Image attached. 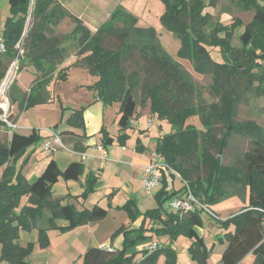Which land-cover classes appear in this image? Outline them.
I'll list each match as a JSON object with an SVG mask.
<instances>
[{
	"label": "trees",
	"instance_id": "16d2710c",
	"mask_svg": "<svg viewBox=\"0 0 264 264\" xmlns=\"http://www.w3.org/2000/svg\"><path fill=\"white\" fill-rule=\"evenodd\" d=\"M8 1L10 16L2 32L6 52L0 53V83L6 76L8 60H15L18 52L20 70L26 63H31L41 72L27 92L21 90L17 78L9 86L10 105L18 104L19 110L24 111L52 99L49 85L54 78L53 69L47 68V64L49 59L55 61L51 58L55 51L48 54L46 47L56 39L47 37L46 32L51 24H58L68 13L56 0ZM160 1L164 6L160 20L180 39L181 56L191 60L195 72L212 74L213 80L208 86L213 98L211 102L202 97L192 72L167 52L155 28L138 26V18L122 5L112 11L108 22L95 34L71 16L76 25L70 36L79 39L78 58L74 65L98 76L88 89L93 90L99 100L104 104L120 103V133L116 141L125 145L129 138L126 131L132 126L136 110L143 108L147 101L152 115L172 127L170 133L157 140L155 147L169 165L162 175V186L154 196L158 207L143 213L135 200H128L120 208L132 221L143 215L140 226L119 230L124 232L125 238L121 249L109 251L90 247L83 255V264H133L137 251H128L147 239L150 231L169 235L172 241L181 235L192 239L189 247L192 259L198 264H208L213 247L208 248L199 231L203 227V209L197 208L181 216L164 207L169 200L185 195L188 190L200 203L209 206L232 195L240 196L247 205L226 219H218L225 233L224 238L220 234L217 236L220 242H227L220 264H264V127L254 120L235 119L238 101L252 94L257 98L264 96V66L258 50L264 47V0H229L241 10L254 13L248 23L236 17L228 26L213 20L211 15H202L204 0ZM219 1L211 0V4L216 5ZM29 18L31 25L25 33ZM237 26H244L239 37L240 47L233 45ZM106 34L118 41L117 47L104 44ZM56 45L57 42L53 47ZM210 47L219 49L221 61L212 57ZM57 78L65 80L67 75L59 72ZM84 109L82 107L70 115L67 119L69 126L85 128ZM192 116H198L202 127L188 123ZM8 120L15 123L12 114L8 115ZM3 127L8 125L0 119V166L6 165L0 179V264H29L35 242L22 245L19 241L22 230L38 228V244L45 248L50 244L48 229L70 230L104 218L107 209L96 204L92 209L79 211L73 204H62L59 198L52 199L53 186L60 177L79 179L82 162H71L62 171L52 159L35 181L28 182L22 175L23 165L18 168L16 162L42 137L36 129L28 135L13 130L10 138L3 140ZM101 132L103 146L114 143L115 139L105 126ZM59 133L64 138L74 139L75 151H85L82 142L85 134L73 130ZM235 134L246 137L251 145L241 154L233 155L227 164L224 158ZM136 144V151H144L139 138ZM168 174L173 178L179 175L183 183L181 187H170ZM95 182L89 178L84 197L92 192ZM24 195L29 196V204L17 212ZM46 210L50 211L47 217ZM58 219H64L68 224L60 226ZM146 219L157 221L158 225L149 227ZM161 254L166 256V264H176L177 254L169 246L157 247L143 263L155 264Z\"/></svg>",
	"mask_w": 264,
	"mask_h": 264
},
{
	"label": "crops",
	"instance_id": "0c3cea01",
	"mask_svg": "<svg viewBox=\"0 0 264 264\" xmlns=\"http://www.w3.org/2000/svg\"><path fill=\"white\" fill-rule=\"evenodd\" d=\"M149 1L150 0H56V2H58L60 6L64 8V10H66L68 15L62 18L58 24H51L49 26L50 28L46 32L47 37L56 39L55 42H53V40L51 41L52 45L50 47H46V53L48 54L52 53L53 50L55 51V54L53 53L54 56L51 57L54 58L55 61L52 62L48 57H46L47 60L49 59L48 63L50 65L49 66L47 64V68L51 67L49 69H53L52 74L54 78L49 85L52 99L48 103L38 104L24 111L19 110V112L17 109V111L12 114V119L16 124V128L9 131L10 136L13 130L21 134L28 135L33 129H36L39 135L42 137V140L40 141L42 142L41 147L33 145L30 146L22 155V157H20L16 162V167L18 168L23 165L21 171L24 178L30 183L35 181L52 159L57 162L60 170L62 171H64L71 162H82L83 171L81 172L79 179L66 180L63 177H60L53 186L54 192L52 194V199L59 198L61 199L62 204H73L79 211L84 209H92L96 204L107 209V215L104 218L89 221L70 230L61 232L59 229H48V235L50 230H58L60 233H76L78 236L76 241L73 240L71 243L67 241L68 249H72L74 244L77 246V249L80 250V252L77 253L76 257L72 260L71 264H83V255L90 247L93 246L100 247L102 244H106L110 245L113 249H121L123 247L125 238L124 232L119 230L121 228L132 229L140 226L143 220V215H141L135 221H132L128 213L120 207L126 204L128 200L132 199L135 200L138 209L143 213L149 209L157 208L158 205L154 196L159 190V187H156L155 194L149 195L144 192L142 183L141 187L140 184L137 185V182H139L137 178L140 177L142 181V178L145 176V165L150 162L152 157L151 155L155 151V142L151 137L153 131L150 130V132L147 133V122L144 124L141 122V119L145 117L147 107L144 109L141 107L137 108L132 121V126L126 131L129 134V138L125 145H120L116 141V138L120 133V126L118 125L120 103L114 102L112 104H104L102 100H99L98 97H96L94 91L88 89V86H91L98 80V76L91 75L84 67L74 65V62L78 58L77 49L75 50V48L77 47L79 39L78 37L75 39L74 37L70 36L76 25V22L72 20L71 16L78 19L82 26L86 28V30H88L91 34H95L100 27L108 22L112 11L118 5H122L126 10L138 18V26L153 27L148 19L152 16L160 18L164 9L160 10L157 7V10L154 12H149L151 11L149 8ZM65 24L66 26L68 25V30L63 28ZM1 34L2 32L0 30V35ZM108 37L112 38V36L109 34L104 35L103 39L105 45V41ZM56 42L57 45L54 48L53 46ZM59 72L66 73L67 79H58L57 76ZM40 74L41 72L36 69L33 64L26 63L21 68V73L17 79L21 90L24 92L29 91L31 85ZM77 75H79L80 78L73 79L72 76ZM61 84L66 85L68 92L74 93L76 97L70 98L67 101V98L63 96L62 92L57 87ZM15 107H17V104ZM82 107H85L83 112L85 128L69 126L67 119L75 110H78ZM148 107H150V104ZM141 109L143 111H141ZM112 114L114 122L117 124V134L111 133L107 123L110 116L112 120ZM150 116L151 114L148 113L146 118L150 119ZM56 125H58V128L55 127ZM104 126L106 127L110 136L115 139L113 144H109L107 146H103L102 144L101 129ZM151 127H153V125ZM52 130L58 132L63 130H73L80 135L85 134L82 142L85 147L84 152L88 154L87 158L83 160L81 154L74 150H63L61 148H57L53 152H47L44 150V141L48 139V136ZM65 138L67 142L71 143L73 146L74 139L70 138L69 136ZM137 138H139L143 144L144 151L142 152L136 151ZM100 146H103V151L99 149ZM102 153H104L105 158L101 157ZM88 160L90 161V164L87 163ZM5 166L6 165L0 166V176H2ZM112 174L115 178L121 177L123 179H118L112 185ZM90 177H92L96 182L92 186V192L88 193V195L84 197L83 193L87 187ZM102 177L105 178L104 181H100ZM61 179L66 181V193L55 196V185L60 183ZM122 191H124L125 194H123ZM120 196L122 197L123 203L116 204L115 200ZM28 197V195H24L21 198L20 206L16 210L17 212H20L24 205L29 204ZM246 205L247 203L244 202L243 206L240 207L238 211L230 213L229 216L238 213ZM164 207L166 208V204ZM112 208H115L117 211H119L116 215L120 216L122 221L116 228L110 229L105 235L100 237L99 235L102 234L101 226H98L99 224L96 226L94 225L97 222L107 219L110 212L112 211ZM122 211H124V214L121 213ZM45 214L46 217L49 216L50 211L46 210ZM229 216L225 215V217L220 218L226 219ZM59 220H63L66 223L60 224ZM57 224L60 226H66L68 221L64 219H58ZM146 225L152 227L157 226L158 224L157 221H149V219H146ZM42 226L44 225L42 224ZM84 229L90 238H88L89 236H85V238L80 239L78 234H84V232L81 233ZM199 229L200 233L204 236V238H206V230L203 227ZM212 230H215V228L213 227ZM25 232H27L26 234L37 232L36 241L29 240L35 242L36 245V243H38V228H34L31 231L22 230L20 232V238L21 234ZM114 234L117 235L114 236ZM147 234L149 235L147 239L141 240L139 243H137L135 248H132L128 251L129 253L133 252V250L137 251L133 264H148L143 263V260L146 256H148L157 247L168 246L172 247L177 254L176 264H198L196 260L192 259L189 253V247L191 246L192 239L181 235L175 241H172L169 235L158 234L155 231H150ZM92 235L96 237L98 236L95 241L91 239ZM179 238L180 240H184V244L178 243ZM29 241H27L25 245ZM152 243L156 244V248L150 250L148 249V246ZM50 244L47 247H49ZM213 244V249L211 251L210 257L208 258V264H220L222 254L226 246L225 244H218L216 241H214L212 245ZM69 245L71 246L69 247ZM181 255L183 259L182 261H180ZM155 264H166V256L161 254Z\"/></svg>",
	"mask_w": 264,
	"mask_h": 264
},
{
	"label": "rangeland",
	"instance_id": "374dc122",
	"mask_svg": "<svg viewBox=\"0 0 264 264\" xmlns=\"http://www.w3.org/2000/svg\"><path fill=\"white\" fill-rule=\"evenodd\" d=\"M204 3H205V6L201 12L202 15L203 16L211 15L213 17V20H215V21L218 20L222 25H225V26L231 25V23H233V21L236 19V17L241 18L244 21V23H248L252 19L253 13H254V11L241 10L237 5L233 4L229 0H220L216 5L211 4V0H204ZM157 7L160 10L164 9L163 4L160 0H150L149 1V8L151 9V11H149V12H152V11L154 12L155 10H157ZM8 16H10L9 1L8 0H0V30H1V32H3L4 24H5ZM148 21H150V23L155 28V30L159 36V39L161 41V44L164 46V48L167 50V52L170 53V55L175 60L180 62L184 67H186L189 71L192 72V78L197 83V85L201 91L202 97L207 102H211L213 100V98L211 97V95L209 93L208 86L213 80L212 74L209 72L208 73H206V72L197 73L193 70L191 60L188 58H184L180 54V47H181L180 39L171 30H169L167 27H165L162 24L160 18H156V17L152 16L148 19ZM63 28L66 30L69 29L68 25L66 26V24H65V26H63ZM243 30H244V26H240V27L237 26V28L235 29L234 37H233V45L235 47L241 46V44L239 42V37H240L241 33L243 32ZM105 42H106L107 46L112 47V48L117 47L119 44L117 40L110 38V37H108ZM20 47H21V44H20ZM76 49H77V47L75 48V50ZM210 49H211L212 57L217 61H221L222 57L220 55L219 49L218 48H212V47H210ZM258 50L261 54V56L259 57V60H260L261 64L264 66V47H259ZM22 52L23 51L21 49V53ZM14 62L17 63V68H16L15 74L12 78L13 80L15 78L18 79V77L21 73V70L19 69L18 59L12 60L11 62H10V60H8L9 67H8L6 76L10 70V67L12 66V64ZM6 76L4 77V79L6 78ZM72 77H73V79L74 78H80L79 75L72 76ZM4 79L1 81V83L4 81ZM1 83H0V85H1ZM11 83L12 82L10 81L7 84L5 97L4 98L0 97V115H2L3 117H5V115H6V117H8L9 114H14V112L17 111V109L19 111L18 104H17V107H15L16 104L14 106L10 105V100L8 97V89H9V86ZM57 87L60 89L63 96L65 98H67V101L70 98L76 97L74 93L68 92V90L66 89V85L61 84L60 86H57ZM4 101H6L8 104L7 109H5L2 106V103H4ZM149 104H150V102L147 101L146 105L142 106L143 107L142 109L147 107V111L145 112V117L141 119V122L143 124L147 122V126H148L149 118L147 119L146 116L148 115V113L151 114L150 118L153 121V127L148 126V128L146 129V132L148 133V132H150V130L153 131V133L151 134V137L155 142L154 147H156L157 140L161 139L165 134L170 133L172 131V127L167 121H161L156 116H153L151 113V108L148 107ZM236 106H237V110H236L235 119L237 121L254 120L259 125L264 127V96L257 98L253 94L248 95L247 99H243L242 101H238ZM142 109H141V111H143ZM107 123H108L109 130L111 131V133L117 134V131H116L117 130V124H116V122H114L113 114H112V120H111V116H110V118H108ZM188 123H192V124L197 125L198 127H202L198 116H192L191 118H189ZM10 128H11V126L9 124H8V127L2 128V139L3 140H7L9 138ZM61 138H62L63 143L67 147L73 149V146L71 143H68L67 140L63 136H61ZM250 143L251 142L246 137H243L239 134L233 135L231 138V144H230V149L228 151V155H226L224 158L225 163H227V164L230 163L232 161L233 155L241 154L243 151L248 149L251 145ZM33 146L41 147L42 142L39 141V142L35 143ZM61 149L66 150L64 148H61ZM87 163L90 164V161L88 160ZM177 176L173 178V176H171L170 174L167 175V180L170 184V187L175 188V189H178L183 184L182 180L179 178V175H177ZM104 179L105 178L102 177L100 179V181H104ZM118 179H123V178H121V177L115 178L112 174V185ZM137 180L139 181V182H137V185L140 184V187H141L143 185L141 178L138 177ZM132 182H133V180H132ZM65 183H66V181L64 179H61L60 183H57L55 185V196H59V195L66 193ZM141 183H142V185H141ZM161 186H162V181L160 182V184L158 186L159 189L161 188ZM155 188L152 191V195L155 194ZM144 192L147 193L145 188H144ZM122 193L125 194L124 191H122ZM63 203H66V202H63ZM115 203L116 204H122L123 203L122 197L120 196L118 199H116ZM243 204H244V201L242 200V198L240 196L232 195V196H229L225 199H221V200L217 201L213 205H210V206L208 205L210 211H208L206 209L202 210L201 216L203 219V228L206 230L205 241L207 243L208 248H211L214 246V244L212 245V243L214 241L218 242V244H225V246H226L227 242L226 241L220 242L219 238L217 236L218 234H220L221 237H223L224 236L223 234L225 233L224 230L219 226L218 219H221L220 217H225V215L229 216L230 213L238 211V209L240 207H242ZM117 212H119V211H117L115 208H112V211L110 212L107 219H104L103 221L95 223L94 226H96L97 224H99L98 226H101L102 234L99 235L100 237L105 235L110 229L116 228L118 226V224L122 221V218L120 216L116 215ZM121 213L124 214V211H122ZM125 218H126V216H125ZM263 221H264V216H263ZM59 223L65 224L66 222L63 220H59ZM213 227L215 228V230H212ZM83 232H84V234H82V235L80 233L78 234L80 239L85 238V236L86 237L89 236L87 234V232L85 231V229L82 230L81 233H83ZM26 233L27 232L21 234L20 243L22 245H25V243L29 240H35L36 241V238H37L36 233L37 232L36 233L32 232L29 234H26ZM49 236L51 239L50 246L43 249V248L39 247L38 243H36L35 248L33 249V252L28 259L29 264H71L72 260L76 257L77 253L80 252V250H78L77 246L74 244L72 246L73 247L72 249H68L67 241L70 243L73 240L76 241V238H78L76 233L75 234H70V233L65 234V233H60L58 230H50ZM97 237L92 235L91 239H93V241H95L97 239ZM88 238H90V236ZM178 243L184 244V240H180V238H179ZM71 245H69V247ZM179 246H181V245H179ZM182 260L183 259H182V255H181L180 261H182ZM247 260H249V257Z\"/></svg>",
	"mask_w": 264,
	"mask_h": 264
},
{
	"label": "built area",
	"instance_id": "2783aa9c",
	"mask_svg": "<svg viewBox=\"0 0 264 264\" xmlns=\"http://www.w3.org/2000/svg\"><path fill=\"white\" fill-rule=\"evenodd\" d=\"M18 47H20V45H18ZM4 52H6V45L4 42L3 35L1 34L0 35V53H4ZM6 87L7 86L3 85V82H2L0 85V97H3V98L5 97ZM0 119L6 122L7 125L9 124L11 126V129L16 128V124L11 123L8 120V117H6V115L5 117L0 115ZM152 125H153V121L149 119L148 126L151 127ZM43 147H44V150H46L47 152H53L57 148H64L66 150L73 151V149L67 147L63 143L60 133L55 130H52L50 132L48 139L44 141ZM99 149L101 151L104 150L103 146H100ZM78 153L81 154L83 160H85L88 156L86 152H78ZM151 156L152 157H151L150 162L145 165V176L142 178L143 187L145 188V190L147 191L149 195H152L153 189L159 186L162 180L163 173L169 169V165L166 163L164 157L161 154L154 151ZM101 157L102 158L105 157L104 153L101 154ZM171 171L174 172L173 170ZM166 207L173 209L175 212H178L181 216L189 211H194L197 208H201L203 210L206 209L210 211L208 205H204L200 203L194 197V195L191 193L190 190H188V193H186L185 195H182L180 197H174L171 200H169L166 203ZM100 247L103 249H107L109 251L114 250L110 245H106V244H102ZM155 248H156L155 243H152L148 246V249L150 250H153Z\"/></svg>",
	"mask_w": 264,
	"mask_h": 264
},
{
	"label": "bare ground",
	"instance_id": "6f19581e",
	"mask_svg": "<svg viewBox=\"0 0 264 264\" xmlns=\"http://www.w3.org/2000/svg\"><path fill=\"white\" fill-rule=\"evenodd\" d=\"M16 68H17V63L14 62V63L12 64V66L10 67V70H9V72H8V74H7V76H6V78H5L4 81H3V85L7 86V84L11 81V79L13 78V76H14V74H15ZM2 106H3L5 109H7V107H8L7 102L4 101V103H2Z\"/></svg>",
	"mask_w": 264,
	"mask_h": 264
},
{
	"label": "water",
	"instance_id": "95a60500",
	"mask_svg": "<svg viewBox=\"0 0 264 264\" xmlns=\"http://www.w3.org/2000/svg\"><path fill=\"white\" fill-rule=\"evenodd\" d=\"M30 25H31V18H29L28 21H27L26 28H25V33H26L27 30L29 29ZM18 54H19V52H18ZM18 54H17V56H16V59H18ZM12 81H13V79H11V82H12Z\"/></svg>",
	"mask_w": 264,
	"mask_h": 264
}]
</instances>
